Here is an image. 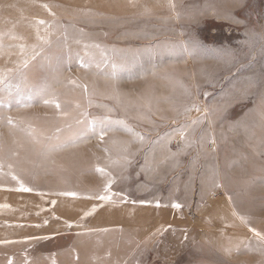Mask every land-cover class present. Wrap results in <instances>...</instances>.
Listing matches in <instances>:
<instances>
[{
	"label": "rangeland",
	"instance_id": "rangeland-1",
	"mask_svg": "<svg viewBox=\"0 0 264 264\" xmlns=\"http://www.w3.org/2000/svg\"><path fill=\"white\" fill-rule=\"evenodd\" d=\"M0 73L68 113L4 96L0 264H264V0H0Z\"/></svg>",
	"mask_w": 264,
	"mask_h": 264
},
{
	"label": "snow or ice",
	"instance_id": "snow-or-ice-1",
	"mask_svg": "<svg viewBox=\"0 0 264 264\" xmlns=\"http://www.w3.org/2000/svg\"><path fill=\"white\" fill-rule=\"evenodd\" d=\"M45 7H47V6L45 5ZM38 23L43 25L46 22L43 20H40V21H38ZM21 51H23V48H21ZM31 59L35 60V56H32ZM28 67H29V61L25 60L23 63V68L27 69ZM21 78H22L23 85H24L23 88L21 87V83L12 84L10 82H7V78L2 73H0V107H3L7 103V101L4 98L5 94H7L9 97H11L13 95V92H14L15 95L20 96L23 93L24 88H28V89L35 90L36 93L41 96L42 101L45 105L54 106L58 112V115H60L62 117H67L68 113H66L62 110V105L59 102V99H58L56 93L52 91L51 85H49L47 83H31L28 80L27 76L23 73L21 74ZM85 90H86V88H85ZM21 106L27 107L30 105H21ZM77 107H79V106L77 105ZM86 115H87V113H80L79 114V116H86ZM79 116L77 118H75V124L76 125H80L83 122L79 118ZM7 123L10 126L16 127V125L13 122L12 117H7ZM92 123H95V122H92ZM101 123H104V121H101ZM118 123H123V122H118ZM193 123H196V122L194 121ZM109 130H111V129L101 127L99 129V132L97 133V135L99 136V139L103 140L104 136L107 135V132ZM179 131H180L181 135L184 134L183 126H181ZM65 133H67L66 139L63 143H60L59 141L61 139V136L64 135ZM27 134L36 143H42L43 141H48L49 143H44L43 147L45 148L46 151H54L58 148L66 146L67 143L72 142V138L77 133L74 130L73 124L67 123L63 127H56L53 135H51V136H44L42 132H39L32 125L28 126ZM140 138L143 139V137H140ZM53 140L57 141V143H51V141H53ZM9 168H11V165H9ZM97 171L103 172L104 170L103 169H97ZM12 178L14 180H18V178L16 176H13ZM110 183H109V186L105 188L106 193L108 192V190L110 188ZM18 190H20V191H31L30 188L24 187L23 184L20 185V188ZM61 194L62 195H69V196H76V193H61ZM96 198L99 200H102V201H106V200L110 199V197L108 195H99ZM176 207H179V205H176ZM69 226H71V225H69ZM252 231L255 232L254 229H252ZM255 235L260 237L261 239H264V237H261V234L259 232H255Z\"/></svg>",
	"mask_w": 264,
	"mask_h": 264
}]
</instances>
